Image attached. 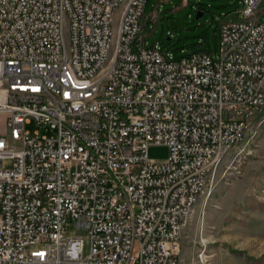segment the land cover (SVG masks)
Segmentation results:
<instances>
[{"label":"built area","instance_id":"2783aa9c","mask_svg":"<svg viewBox=\"0 0 264 264\" xmlns=\"http://www.w3.org/2000/svg\"><path fill=\"white\" fill-rule=\"evenodd\" d=\"M146 2L0 0V264H180L211 170L264 111V21L243 0L217 58L175 59L146 45Z\"/></svg>","mask_w":264,"mask_h":264},{"label":"rangeland","instance_id":"374dc122","mask_svg":"<svg viewBox=\"0 0 264 264\" xmlns=\"http://www.w3.org/2000/svg\"><path fill=\"white\" fill-rule=\"evenodd\" d=\"M243 5V0H147L142 19L146 45L158 44L175 59L194 52L217 58L220 24L242 17ZM255 12L264 21V0ZM26 128L39 126L33 120ZM147 153L163 161L169 148L151 144ZM67 234L82 236L83 255L89 253L86 228L69 227ZM178 255L180 264H264V111L242 142L211 170L182 232Z\"/></svg>","mask_w":264,"mask_h":264},{"label":"water","instance_id":"95a60500","mask_svg":"<svg viewBox=\"0 0 264 264\" xmlns=\"http://www.w3.org/2000/svg\"><path fill=\"white\" fill-rule=\"evenodd\" d=\"M198 16H199V14H198Z\"/></svg>","mask_w":264,"mask_h":264}]
</instances>
